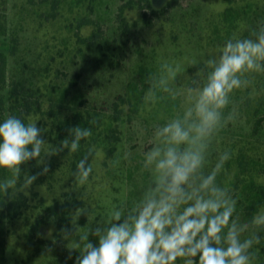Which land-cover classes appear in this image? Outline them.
I'll use <instances>...</instances> for the list:
<instances>
[{"label":"rangeland","instance_id":"1","mask_svg":"<svg viewBox=\"0 0 264 264\" xmlns=\"http://www.w3.org/2000/svg\"><path fill=\"white\" fill-rule=\"evenodd\" d=\"M169 1L151 0L150 7L145 0L140 3L138 0H9V27L20 36V51L15 57L10 56V78L15 75L24 79L45 97L67 87L77 94L86 93L91 98L90 105H96V116L99 114L107 119L111 117L109 108L118 95L124 96L128 103L122 105L125 111L118 123L120 141L114 151L110 154L108 144L101 140L103 136L93 139V171L85 185L79 186L64 166L49 167V172L39 176L28 189L25 201L32 205L25 216L11 222L0 217V264H73L75 256L79 255L78 249L72 250L73 259H66L68 248L79 238L73 236L65 240L63 233L57 235L59 223L47 219L43 208L32 207L40 198L50 204L65 190L76 189L80 195L84 194V206H89V215L78 219L81 233L89 227L103 225L113 206H123L127 210L141 198L151 180L150 172L143 169V161L144 153L153 146L154 131L182 114L186 107L183 95L173 100L162 91L156 93L155 103L146 102L151 77L161 73L163 64L174 66L179 63L186 70L177 75L172 86L181 90L194 87L193 80L202 83L204 77H197L196 69L188 67V62L193 59L202 62L227 40L223 32L217 33L218 29L215 34L211 32L227 7V1L174 0L171 7ZM248 2L260 6L261 13L264 11V0H239V6L248 5ZM123 4L129 7L120 13ZM52 8L56 17L49 19L47 14ZM85 16L95 24L84 25L79 32L88 36L100 25L101 35L91 45L80 47L74 31L78 21ZM259 26H242L235 32V37L245 38L250 29ZM56 66L60 70L54 71ZM259 75L248 74L252 84L231 95V103L224 114L227 116L235 108L236 120L221 129L222 138L221 134L216 138L218 133L214 136L206 162L208 171L221 153L230 150L229 143H240L250 134L254 100L259 95L256 87ZM73 82L77 83L73 86ZM33 121H37L38 127L47 129L43 133L47 146L44 149L52 148L55 142H51V138L56 129L54 119L32 114L28 123ZM28 166H21L22 177L24 173L35 174L43 167ZM223 170L228 174L224 176V184L218 185L234 191L231 182L236 169L227 167ZM261 179L264 180V176ZM37 218H43V222L30 237L32 223ZM70 221L71 218L65 227H72ZM89 239L94 243L98 241L91 235ZM36 242L46 248L37 251ZM176 264H184V260L178 258Z\"/></svg>","mask_w":264,"mask_h":264},{"label":"clouds","instance_id":"2","mask_svg":"<svg viewBox=\"0 0 264 264\" xmlns=\"http://www.w3.org/2000/svg\"><path fill=\"white\" fill-rule=\"evenodd\" d=\"M188 67L204 77L202 83L193 80L194 87L174 88L177 75L186 70L179 63L163 64L161 73L150 79L146 102L155 103L156 93L162 91L173 100L183 95L186 107L154 131L153 146L143 161L151 180L141 198L127 210L113 206L103 225L81 233L77 222L89 215L85 204L71 217L72 227L61 229L65 240L79 238L68 248L67 260L73 259L72 250H79L73 264H176L178 258L184 264H252V249L264 239V211L247 223L235 215L237 199L217 183L231 158L229 151L219 155L210 171L204 169L214 136L236 120L235 108L224 114L231 95L252 84L248 74L264 73V23L250 29L248 37L227 39L202 62L189 61ZM90 123H96L95 118ZM45 131L37 121L25 124L11 115L0 123V169L11 172L0 183L4 196L29 195L34 181L50 170L46 159L65 150L77 152L80 141L92 135L89 128L77 125L67 130L58 145L45 150ZM92 154L90 147L76 165L73 177L79 186L88 182L93 171L88 163ZM32 160L43 165L41 171L22 177L21 166ZM80 199L84 200V194ZM90 235L98 241L92 242Z\"/></svg>","mask_w":264,"mask_h":264},{"label":"trees","instance_id":"3","mask_svg":"<svg viewBox=\"0 0 264 264\" xmlns=\"http://www.w3.org/2000/svg\"><path fill=\"white\" fill-rule=\"evenodd\" d=\"M142 1L144 0H138L139 3ZM145 1L148 6H152L151 0ZM225 1H227L228 5L219 15V20L213 24L211 29L213 34L218 29L217 33L221 31L229 39L235 36V32L242 26L249 25L253 27L264 23V11L261 13L259 10L260 6L248 2V5L245 4L242 7L239 6V0ZM8 3L9 0H0V123L10 115L21 119L25 124L28 123L32 114L51 117L56 124L53 138H51V142H55L53 147L58 145L68 135L67 130L69 128L77 125L89 128L92 135L80 141V147L77 152L72 153L65 150L59 155L51 157L50 160L46 159L50 168L55 167V165L64 166V169L73 175L76 171L77 163L88 152L90 147L93 148V154L89 157L88 163L92 166V160L95 156V142L93 139L96 140L103 136L101 140L108 144L110 154L114 151L116 143L120 141L118 123L122 116L121 113L125 111L122 105L128 103V100L124 96L118 95L109 108L112 110L111 117L107 119L99 116V114L96 116V112H94L96 105L94 103L90 105L91 98L89 99L86 93L77 94L71 92L67 87L59 90L61 92L53 91L54 94L45 97V94L37 93L24 79H19L15 75L10 78V56L15 57L18 55L20 51V36L17 31L9 27ZM173 5L174 0L169 1L168 6L171 7ZM125 7L129 6L123 4L120 7V13H123ZM47 17L49 19L50 17H56L53 8L48 12ZM121 17H124L123 14ZM91 23L93 22L85 16L76 24L74 36L78 43L81 44L80 47L83 44L91 45L101 35L100 25L88 36H83L79 32L84 25ZM248 35L249 33H246L244 37H248ZM53 59L54 56H52L51 63H53ZM58 70L60 68L56 66L54 71ZM79 76L80 74L78 73L77 77ZM76 83L73 82V86ZM256 87L259 95L254 100L253 128L250 134H245L246 136L244 137H247V139L245 138L240 143L235 141L229 143L231 158L226 162L224 168L225 170L227 167L236 169L231 182L235 190H229L231 193L233 192L234 198L237 199L235 215L239 216L241 223L249 222L252 216L260 212L261 208L264 207V180L261 179L264 176V73H260L259 78H257ZM56 93L58 95H55ZM250 99L251 96L248 98L249 102ZM46 102H48V105H46ZM93 118L96 120L94 124L90 123ZM222 133L223 131L220 130L216 138H219L220 134L222 138ZM219 146H221L220 143ZM44 148H47V146L44 145ZM233 149H237V152ZM26 164L30 166L37 164V162L32 160L23 165ZM204 170L208 172L207 165H205ZM9 174V170L0 169V183L10 178ZM227 174L228 172L221 171L217 176V183L224 184V176H227ZM80 196L76 189L65 190L60 197L54 198L50 204H46L44 198H40L39 202L32 207L43 208L47 219L57 221L59 223L57 235L61 236V229L75 215L76 209L84 207V200H81ZM25 199L26 195L24 193H18L15 198L10 199L0 192V217L2 220L11 222L25 216L29 206L32 205ZM42 222L43 218H37L32 223L29 236H34L35 231L38 230ZM249 235L250 232L245 233L244 238ZM45 248L44 244L37 243V251ZM252 251L255 253V258L252 262L264 264V239L261 240L259 245H254Z\"/></svg>","mask_w":264,"mask_h":264}]
</instances>
